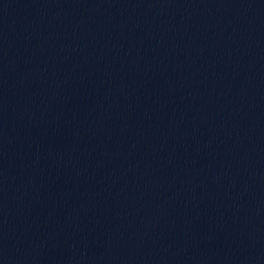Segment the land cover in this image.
I'll return each instance as SVG.
<instances>
[{
  "label": "water",
  "instance_id": "95a60500",
  "mask_svg": "<svg viewBox=\"0 0 264 264\" xmlns=\"http://www.w3.org/2000/svg\"><path fill=\"white\" fill-rule=\"evenodd\" d=\"M0 264H264V0H0Z\"/></svg>",
  "mask_w": 264,
  "mask_h": 264
}]
</instances>
